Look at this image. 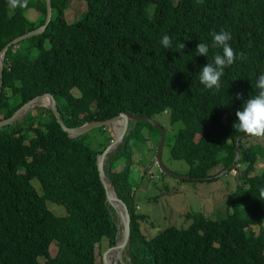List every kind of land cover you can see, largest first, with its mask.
Here are the masks:
<instances>
[{"label": "trees", "instance_id": "obj_1", "mask_svg": "<svg viewBox=\"0 0 264 264\" xmlns=\"http://www.w3.org/2000/svg\"><path fill=\"white\" fill-rule=\"evenodd\" d=\"M84 1L82 14L68 21L69 0H50L45 29L6 49L0 118L43 92L53 94L68 126L124 109L151 117L166 112L176 126L170 133L165 130L170 155L189 163L188 175L216 179L232 162L241 134L233 127L235 113L258 94L256 83L264 74V0ZM30 7L33 19L27 16ZM45 13L44 0H29L27 9L16 10L0 0V49L42 24ZM222 29L231 34L234 52H243L246 59L225 69L217 91L206 88L199 77L222 54V48L211 47L210 35ZM164 35L172 39L171 49L162 45ZM200 42L210 46L207 56L196 54ZM181 43L183 49L178 48ZM34 107L35 112L0 126V264H104L96 260L95 244L103 237L114 244L117 230L96 163L112 139L108 127L92 128L97 130L92 142L88 131L70 137L50 109ZM155 130L157 136H149ZM135 135L157 144L160 129L136 120L104 166L130 213L126 252L131 264H264V167L251 173L259 145L245 143L248 135L239 141L234 169L241 177L228 195L225 216L188 211V225H167L147 237L129 181V140ZM120 156L123 166L113 168L112 161ZM216 167L220 169L211 173ZM31 178L38 180L41 192ZM47 199L62 204L65 213L51 210Z\"/></svg>", "mask_w": 264, "mask_h": 264}, {"label": "rangeland", "instance_id": "obj_2", "mask_svg": "<svg viewBox=\"0 0 264 264\" xmlns=\"http://www.w3.org/2000/svg\"><path fill=\"white\" fill-rule=\"evenodd\" d=\"M86 7L84 0H69V5L65 11L68 21L77 18L82 14ZM27 16L31 19L35 18V9L30 7L27 10ZM74 93H78L76 88ZM37 109L31 107L27 112H35ZM155 118L163 125L167 132L174 131L175 125L172 126L168 120V114H156ZM177 125V123H176ZM109 134L113 137L114 130L111 125H107ZM172 129V130H171ZM143 130L140 134L143 136ZM147 131V130H146ZM148 133V132H147ZM149 136L156 137L157 130L152 131ZM87 140L93 141L97 135V130L88 131ZM95 135V136H94ZM149 136L147 138H149ZM160 137V136H159ZM97 138H100L97 136ZM102 139H97L99 143ZM149 145L143 138L135 135L130 138L129 144L132 150V165L129 172V181L135 191L133 202L136 212L143 214L144 217L140 221L142 232L148 237L154 235L158 230L167 225L186 226L190 223V218L186 217L188 211H202L214 218H221L228 212V195L236 188V184L240 182L241 175H237L236 169H229L218 175L216 179H181L170 173H161L159 165L156 163V147L154 139ZM245 143L259 145L260 155L254 163V169L251 173L260 172L264 167V139L246 137ZM96 147L94 143H91ZM161 161L171 171L188 175L189 163L181 158H174L169 153L168 143L163 141L161 150ZM107 164V158L104 160L103 167ZM124 164V158H115L111 165L113 168H121ZM220 168H212L211 173H215ZM149 170V172H148ZM153 173V177L150 176ZM218 173V172H217ZM220 173V171H219ZM34 187L41 192L40 184L36 178H31ZM47 206L57 214H64L65 208L62 204L56 203L49 199L46 200ZM116 220L117 216L114 213ZM264 223V222H263ZM258 226H254L257 230ZM96 260H102V253L107 248L108 239L103 237L95 244ZM51 253L55 251V244L49 245ZM123 257L125 253L123 252ZM127 255V253H126ZM40 259H42L40 257Z\"/></svg>", "mask_w": 264, "mask_h": 264}, {"label": "water", "instance_id": "obj_3", "mask_svg": "<svg viewBox=\"0 0 264 264\" xmlns=\"http://www.w3.org/2000/svg\"><path fill=\"white\" fill-rule=\"evenodd\" d=\"M45 6H46V13L44 22L30 30H27L19 35H16L9 41L5 43V45L2 46L0 49V91L2 87V68H3V62H4V56L6 49L15 43H17L19 40L26 38L28 36H31L33 34H37L42 32L45 27L47 26L50 17H51V2L50 0H44ZM45 106L48 109L51 110L53 115L55 116L57 122L60 124L61 128L66 131L67 135L70 137L79 136L87 131H89L92 128L102 126V125H111L112 128H114V124L117 125V130H114V135L112 139L108 142V144L103 148L101 152L97 154L96 163H97V169H98V175L100 178L101 183L103 184L105 188V199L108 204H110L114 212L117 216V230H116V241L114 244L108 245L107 248L102 253V261L104 264H131L130 259L128 255H126V248L128 246L129 241V235H130V213L128 211V208L126 206V203L124 200L119 197L112 186L109 177L105 173L103 163L105 158L112 152H114L119 144L124 141L125 136L129 132L132 125L135 123L136 120H146L153 124L154 126L158 127L160 129V137L157 142L156 147V160L157 164L166 171L167 173L173 174L177 177H183V178H199L197 176H190V175H181L178 173H175L168 169L161 161V150L162 145L164 141L165 136V128L158 122V120L155 117L147 116V115H140L132 113L129 110H120L117 114L105 118V119H92V120H85L80 124L74 125V126H68L66 125L58 111L56 100L51 92H43L40 94H36L33 97L27 99L24 101L18 108H16L9 116L0 118V126L4 124H11L15 122L17 119L23 117L27 111L34 106ZM246 136V134H239L236 137V145H235V154L232 162L225 167L224 169L220 170V173H216L215 176H218L224 171H228L229 169H233L235 166V162L238 160L239 157V151H240V145L239 141L240 139ZM110 186V189L108 188ZM119 239H117V236ZM124 251L125 258H123L121 251ZM109 252H113V255H109Z\"/></svg>", "mask_w": 264, "mask_h": 264}, {"label": "clouds", "instance_id": "obj_4", "mask_svg": "<svg viewBox=\"0 0 264 264\" xmlns=\"http://www.w3.org/2000/svg\"><path fill=\"white\" fill-rule=\"evenodd\" d=\"M7 3L12 10L29 7V0H7ZM210 35L212 37L211 47L222 48V54H216L213 63H207L202 68L199 79L206 88L210 90L215 88L218 91L225 69L234 64L237 59L244 60L246 57L243 52L239 55L234 52L229 44L232 36L228 31L222 29L219 32H212ZM161 43L167 49L172 48V39L168 35L162 37ZM184 47V43L178 45L179 49ZM209 48L208 44L200 42L196 46V54L207 56ZM256 87L259 89L258 94L247 99L242 109L235 113L237 121L233 127L248 136L264 139V74L259 75ZM237 98H241L240 94H237ZM261 195L264 196V192Z\"/></svg>", "mask_w": 264, "mask_h": 264}, {"label": "bare ground", "instance_id": "obj_5", "mask_svg": "<svg viewBox=\"0 0 264 264\" xmlns=\"http://www.w3.org/2000/svg\"><path fill=\"white\" fill-rule=\"evenodd\" d=\"M113 126H114L113 129H114V130H117L118 127H117L116 123H115ZM105 159H106V158H105ZM108 188L110 189V186H109ZM117 220H118V219H117ZM118 237H120V236L118 235V236H117V239H119ZM123 252H124V251L122 250V251H121V254H122ZM126 253H127V252H126ZM122 256H123V254H122ZM123 258H125V256H124Z\"/></svg>", "mask_w": 264, "mask_h": 264}, {"label": "crops", "instance_id": "obj_6", "mask_svg": "<svg viewBox=\"0 0 264 264\" xmlns=\"http://www.w3.org/2000/svg\"><path fill=\"white\" fill-rule=\"evenodd\" d=\"M152 139H147L146 141H147V143L149 144V145H151L152 144V141H151Z\"/></svg>", "mask_w": 264, "mask_h": 264}]
</instances>
